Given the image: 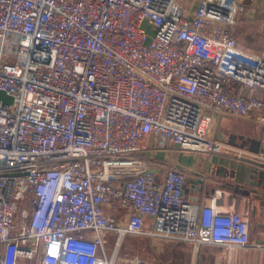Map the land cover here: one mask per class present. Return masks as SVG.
Returning <instances> with one entry per match:
<instances>
[{
    "label": "built area",
    "instance_id": "obj_1",
    "mask_svg": "<svg viewBox=\"0 0 264 264\" xmlns=\"http://www.w3.org/2000/svg\"><path fill=\"white\" fill-rule=\"evenodd\" d=\"M244 7L0 0V264H126L127 234L250 244L243 214L187 200L184 169L155 155L223 152L216 114L264 122V50L234 33Z\"/></svg>",
    "mask_w": 264,
    "mask_h": 264
},
{
    "label": "crops",
    "instance_id": "obj_2",
    "mask_svg": "<svg viewBox=\"0 0 264 264\" xmlns=\"http://www.w3.org/2000/svg\"><path fill=\"white\" fill-rule=\"evenodd\" d=\"M243 1L245 7L234 27L237 41L250 50H264V0ZM208 135L226 144V149L202 153L172 147L155 155L184 169L183 195L187 200L213 201L222 212L243 214L250 244L230 251L214 245L195 248L182 241L191 246L187 264H264V166L247 158L249 153L264 151V122L255 114L245 119L216 114Z\"/></svg>",
    "mask_w": 264,
    "mask_h": 264
},
{
    "label": "rangeland",
    "instance_id": "obj_3",
    "mask_svg": "<svg viewBox=\"0 0 264 264\" xmlns=\"http://www.w3.org/2000/svg\"><path fill=\"white\" fill-rule=\"evenodd\" d=\"M190 251L191 246L186 242L127 234L119 256L126 264H131L136 256L145 258L150 264H187Z\"/></svg>",
    "mask_w": 264,
    "mask_h": 264
},
{
    "label": "water",
    "instance_id": "obj_4",
    "mask_svg": "<svg viewBox=\"0 0 264 264\" xmlns=\"http://www.w3.org/2000/svg\"><path fill=\"white\" fill-rule=\"evenodd\" d=\"M0 98L2 99V101H3L4 103H10V102L12 101L11 96L5 94L4 91H0ZM258 164L261 165V166H264L263 163H258Z\"/></svg>",
    "mask_w": 264,
    "mask_h": 264
}]
</instances>
